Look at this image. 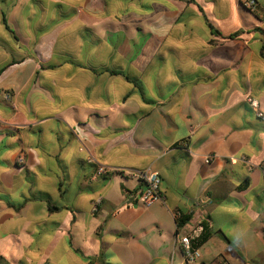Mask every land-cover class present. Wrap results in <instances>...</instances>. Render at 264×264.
<instances>
[{
  "label": "crops",
  "instance_id": "obj_1",
  "mask_svg": "<svg viewBox=\"0 0 264 264\" xmlns=\"http://www.w3.org/2000/svg\"><path fill=\"white\" fill-rule=\"evenodd\" d=\"M242 2L0 0V259L185 264L177 236L207 232L201 264H264V0ZM89 157L158 172L163 201Z\"/></svg>",
  "mask_w": 264,
  "mask_h": 264
},
{
  "label": "built area",
  "instance_id": "obj_2",
  "mask_svg": "<svg viewBox=\"0 0 264 264\" xmlns=\"http://www.w3.org/2000/svg\"><path fill=\"white\" fill-rule=\"evenodd\" d=\"M242 5L248 10H253L256 6V0H243ZM8 97L9 96H7V98ZM244 100L255 113L257 118L264 119V113L260 108L258 100L250 95H247ZM23 160L24 155L20 154V156L18 157V161L23 162ZM88 162L95 164V176H106L113 173H119L125 176H131L140 179L143 187L139 192L133 193V201L145 206L163 201V197L160 193L161 177L158 172L152 171L150 169H146L143 171L118 170L98 163L92 157L88 158ZM249 169L251 170L252 166H249ZM261 171L264 180V168H262ZM94 208H96L95 204ZM175 244L176 247L182 252L185 259V264H201L200 260L202 258V254L200 250L193 245L192 240L188 234H179L176 238ZM223 264L229 263L224 262Z\"/></svg>",
  "mask_w": 264,
  "mask_h": 264
},
{
  "label": "trees",
  "instance_id": "obj_3",
  "mask_svg": "<svg viewBox=\"0 0 264 264\" xmlns=\"http://www.w3.org/2000/svg\"><path fill=\"white\" fill-rule=\"evenodd\" d=\"M210 28H213L211 25H210ZM235 37V34L233 35H228V36H223L222 38L223 39H232ZM213 43V42H212ZM50 209H55V210H58L57 208H50ZM184 221L183 220H179L177 221V227L179 228L181 225H183ZM203 228L206 229V224H203ZM206 231V230H205ZM210 237V234L207 233V232H204L202 234V236L199 238V240L197 242H194V246L197 247V245H200L201 243H204L208 238Z\"/></svg>",
  "mask_w": 264,
  "mask_h": 264
},
{
  "label": "rangeland",
  "instance_id": "obj_4",
  "mask_svg": "<svg viewBox=\"0 0 264 264\" xmlns=\"http://www.w3.org/2000/svg\"><path fill=\"white\" fill-rule=\"evenodd\" d=\"M0 264H6L4 259H0ZM22 264H32V263H29V261H23Z\"/></svg>",
  "mask_w": 264,
  "mask_h": 264
}]
</instances>
